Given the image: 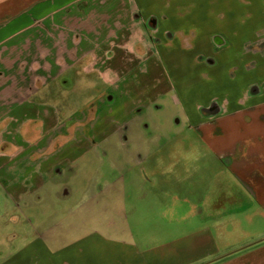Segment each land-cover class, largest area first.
<instances>
[{
	"label": "crops",
	"instance_id": "obj_1",
	"mask_svg": "<svg viewBox=\"0 0 264 264\" xmlns=\"http://www.w3.org/2000/svg\"><path fill=\"white\" fill-rule=\"evenodd\" d=\"M96 146L112 190L62 188ZM105 191L129 251L93 264H264V0H0V219L39 237L0 264L87 255L50 239Z\"/></svg>",
	"mask_w": 264,
	"mask_h": 264
},
{
	"label": "rangeland",
	"instance_id": "obj_2",
	"mask_svg": "<svg viewBox=\"0 0 264 264\" xmlns=\"http://www.w3.org/2000/svg\"><path fill=\"white\" fill-rule=\"evenodd\" d=\"M157 117H159L162 123L164 122L165 114H159ZM71 170L76 171L75 173H78V175H74V173H71L69 170L70 173L68 172L60 178L62 188L70 189V186H89L95 190L99 187L112 190L115 179L120 174L116 171L112 161H105V157L102 155L99 146H96L94 151L87 158H81L76 161L75 164L71 166ZM107 191L102 194L92 192L90 195L86 196L88 199L79 198L77 201H71V203L74 204L73 208L70 210V212H72L71 215L66 216L64 212L59 213V222H56L55 228L52 232L56 238L50 239L53 240V242H56L51 246L53 251H55L56 248L70 247L78 241L81 242L82 239L85 241L82 243V246L87 250L86 254L89 256L84 255V257H79L74 253L69 255L64 254L62 256H51L47 254L46 261L49 262V264H63L66 262L69 264H76L78 260H80L81 264H93L94 257L92 254H89L90 252H98V255L100 254L102 258H107L111 253L115 254L116 252H122L123 250L129 251L127 248L123 247V245L127 244V242L125 243V240L129 237L127 227V224H129V211H117L112 209V194L111 191ZM92 197H94V200L91 199ZM8 209V220L4 221L3 219H0V227L1 229H4V231L1 230L2 232H0V252L5 253V258L9 256V253L12 252V250L17 251L20 245H24L31 241L34 242L39 238L38 235H36V231L34 233L32 230V225L35 223L29 222L28 218L24 221V227L22 229L24 235L22 240L17 242L13 237V233L16 230H19L18 225L21 224L17 225V223H13V219H9L13 210L10 206ZM2 212L3 211H0V213ZM137 229V236L143 237L144 233L142 226ZM243 230L247 232L245 228ZM244 231L239 233L241 239L245 237L246 233ZM46 238L47 237H42L41 239L45 242L48 241ZM76 248H78V246H76L75 249ZM72 251L75 250L73 249L70 252ZM3 257L1 255L0 260H2ZM42 259L43 258H38L36 260L37 263L43 262ZM175 263L176 262H171L166 264Z\"/></svg>",
	"mask_w": 264,
	"mask_h": 264
}]
</instances>
